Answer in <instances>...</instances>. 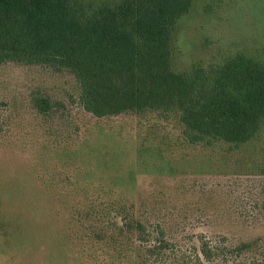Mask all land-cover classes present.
<instances>
[{
  "label": "rangeland",
  "instance_id": "374dc122",
  "mask_svg": "<svg viewBox=\"0 0 264 264\" xmlns=\"http://www.w3.org/2000/svg\"><path fill=\"white\" fill-rule=\"evenodd\" d=\"M240 53L264 62V0H193L172 28L176 72L214 80ZM81 95L58 63H0V264L120 261L106 241L127 205L185 247L226 235L253 244L237 264H264V121L240 147L195 144L180 110L97 117Z\"/></svg>",
  "mask_w": 264,
  "mask_h": 264
},
{
  "label": "trees",
  "instance_id": "16d2710c",
  "mask_svg": "<svg viewBox=\"0 0 264 264\" xmlns=\"http://www.w3.org/2000/svg\"><path fill=\"white\" fill-rule=\"evenodd\" d=\"M192 1L0 0V63H58L75 74L85 109L97 117L177 109L192 143L240 147L264 121V62L237 54L214 80L201 70L174 71L172 28ZM132 208L116 209L122 224L110 220L106 242L121 258L112 264H136L135 255L140 264H237L253 248L204 234L198 246L185 247L168 238L161 223L139 220Z\"/></svg>",
  "mask_w": 264,
  "mask_h": 264
}]
</instances>
